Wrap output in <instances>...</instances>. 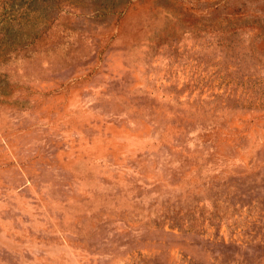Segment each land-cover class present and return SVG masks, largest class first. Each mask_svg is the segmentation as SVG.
I'll return each mask as SVG.
<instances>
[{
    "label": "rangeland",
    "instance_id": "374dc122",
    "mask_svg": "<svg viewBox=\"0 0 264 264\" xmlns=\"http://www.w3.org/2000/svg\"><path fill=\"white\" fill-rule=\"evenodd\" d=\"M0 264H264V0H0Z\"/></svg>",
    "mask_w": 264,
    "mask_h": 264
}]
</instances>
